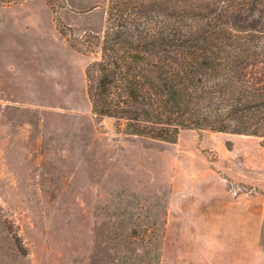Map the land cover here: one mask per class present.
<instances>
[{
    "label": "rangeland",
    "instance_id": "obj_1",
    "mask_svg": "<svg viewBox=\"0 0 264 264\" xmlns=\"http://www.w3.org/2000/svg\"><path fill=\"white\" fill-rule=\"evenodd\" d=\"M107 4L0 0V264H264V138L92 115Z\"/></svg>",
    "mask_w": 264,
    "mask_h": 264
},
{
    "label": "trees",
    "instance_id": "obj_2",
    "mask_svg": "<svg viewBox=\"0 0 264 264\" xmlns=\"http://www.w3.org/2000/svg\"><path fill=\"white\" fill-rule=\"evenodd\" d=\"M99 49L86 96L118 133L264 138V0H108ZM3 228L10 251L26 257L7 220Z\"/></svg>",
    "mask_w": 264,
    "mask_h": 264
}]
</instances>
